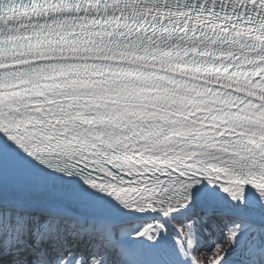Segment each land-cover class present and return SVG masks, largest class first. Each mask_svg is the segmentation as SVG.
Returning a JSON list of instances; mask_svg holds the SVG:
<instances>
[{
	"label": "snow or ice",
	"instance_id": "6c2138e0",
	"mask_svg": "<svg viewBox=\"0 0 264 264\" xmlns=\"http://www.w3.org/2000/svg\"><path fill=\"white\" fill-rule=\"evenodd\" d=\"M0 264H264V0H0Z\"/></svg>",
	"mask_w": 264,
	"mask_h": 264
}]
</instances>
